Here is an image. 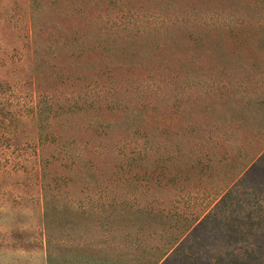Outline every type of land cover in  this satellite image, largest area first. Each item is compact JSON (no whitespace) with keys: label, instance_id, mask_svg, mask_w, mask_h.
<instances>
[{"label":"rangeland","instance_id":"1","mask_svg":"<svg viewBox=\"0 0 264 264\" xmlns=\"http://www.w3.org/2000/svg\"><path fill=\"white\" fill-rule=\"evenodd\" d=\"M122 1L123 7L138 5L135 0ZM182 1L189 10L219 8L241 15L228 19L240 27L234 32L211 28L201 42L185 43L180 52H161L152 60L157 81L149 83L152 64L135 57L117 58L99 73L95 66L83 64L84 59L71 69L51 54L39 63L31 58L33 47L47 50L53 42H62L67 33L84 27L85 18L58 12L64 8L61 2L45 3L44 16L31 23V0H0V97L10 107L26 111L37 94L45 95L58 113L65 100L77 97L67 121L54 115L50 131L79 158L81 172L89 167L92 171L87 182L69 176L70 161L51 145L31 142L28 119L15 123L17 138L0 142V264H46L40 185L47 196H54L57 207L86 212L74 217L75 229L51 231L60 240L54 249L61 255L51 264L154 261L166 245H157L160 234L153 230L150 236L147 230L139 234L135 222L141 219L132 215L146 210L165 216L206 215L158 264H264V157L251 169L257 178L253 186L247 173L235 176L248 160L264 153V51L252 40L259 31L249 29L253 23L264 25V4ZM58 54L62 55L52 56ZM184 63L192 77L204 79L201 86L183 85ZM168 79L173 82L168 84ZM99 91L109 106L95 111L89 121L86 113L94 111V101H101ZM247 97L252 100L248 104ZM115 99L117 107L110 111ZM130 103L140 113L138 121L119 114ZM246 105L251 108L250 126H242L240 115L234 114ZM201 138L198 152L192 144ZM144 139L160 143V160L149 168L140 166V158L133 162L131 155L132 144ZM180 139L202 155L197 164L190 163L191 156L179 166L164 162L167 148L183 142ZM40 158L44 166L39 182L35 170ZM223 191L225 196L214 204ZM173 220L153 229L160 231ZM137 235L139 242L134 241Z\"/></svg>","mask_w":264,"mask_h":264},{"label":"trees","instance_id":"2","mask_svg":"<svg viewBox=\"0 0 264 264\" xmlns=\"http://www.w3.org/2000/svg\"><path fill=\"white\" fill-rule=\"evenodd\" d=\"M135 1L138 2V5L127 8L123 7L122 0H31V8L29 11L31 23L39 22L44 16L43 11L47 8L45 3H50L51 6H57L58 2H61L64 8L58 9V12H60V10L65 12L72 11L76 12L77 15L78 13L81 14L83 17H80L85 18L81 23L84 24V27H82V29H74L69 34L67 33L62 42H53L52 45L48 46L47 50L42 49L38 51L33 47L30 51L31 58L36 59L39 63H44L46 59L43 60V57L46 58V55L51 54V58L57 59L61 63L60 65H67L64 66L67 67V69H71L75 61L84 59L86 63L83 60V64L95 66V72L99 73L103 71L105 65L113 63L117 58L123 60L129 58L132 60L135 57V60L143 61V63L147 62L148 65L152 64L148 69L149 73L147 76L149 80L152 81L149 83H154L157 81L156 71L153 69L156 66H154L155 63H152V60L158 58L161 52L162 55L164 53L172 54L176 53V51L180 52L181 46L185 45V43L188 44V42H190V44H196L201 42L204 40L203 37L206 31L211 28L214 32L218 30L223 31L225 29L228 32H234L236 28L240 27V24L231 22L228 19L238 18L241 15L234 13L230 14L219 8L204 12L202 10H189L183 7L185 1L182 0ZM260 1L264 4V0ZM67 3L70 5L69 7H66ZM87 3L91 5H86ZM141 3L149 6H142ZM87 6H92V9ZM113 11H115V13H113ZM249 29L251 32H253L254 29V32L259 31L257 34L254 33L256 37L252 38V40L259 42L258 46L264 51V25L253 23L249 25ZM182 38H186L187 42L181 41ZM57 53H61L62 55L58 54L56 57H53ZM182 66L185 68L184 73H182L184 74V78L182 77L183 85L201 86L204 79L192 77L193 75L188 71L187 63H184ZM166 82L169 84L173 82V80L168 79ZM138 84H140V81ZM101 94L102 91H99L96 95L101 101H94L96 104V108H93L94 111H92L91 114L86 113L89 115V121L93 118L95 111H106V108L109 106L104 103L105 98ZM249 98L247 97V104L252 101ZM76 101L77 97H69L67 101H64L66 106L60 107L58 113L56 107L54 109L52 108V101L50 98H47L45 95L40 96L37 94L35 102L30 105L29 110L19 111L14 107H10V104L0 97V142L2 140L13 141L16 139L19 133L16 129V125L20 124L18 122L22 118L23 120L28 119L33 129L31 142H35L37 145L43 147L47 145L53 146L54 148L50 146L51 149L53 148L58 151L63 160L70 161L69 164H71V166L68 168L67 174L71 177L80 176L84 179V182H87L92 174L91 168L89 167L87 170L81 172V169L78 167L79 158L75 159L73 155H70L65 143L58 138L56 139V135L50 131V121L54 120V115L58 116L59 114L62 120L67 121V115L70 114L69 111L71 107L77 105ZM117 103L118 100L116 99L112 103H109L113 105L110 111H114V108L117 107ZM132 105L133 103L126 105L124 109H121L122 111L119 114L122 116L126 115L130 120L138 121L140 113L136 108L130 107ZM65 107H67L66 110L64 109ZM250 111L251 108L246 105L239 109L238 114L234 113L240 115L237 118L242 126H250V123L247 122ZM148 141L149 140L144 139L139 143H133L131 146V155L134 157L133 162H138L136 158H140V166L147 168L157 164L160 160V143L158 141ZM182 141L183 142L177 141L172 147L167 148V156L164 162L169 164L175 163L176 166H179V163L182 164L184 160L187 161L189 156H191V164H197V161L201 160L202 155L196 154L195 150L193 151L190 147L193 145L197 147L198 151V149L202 147L201 143H203L204 140H202V138L196 140L192 145H188L185 140ZM263 157L264 153L257 158L248 160L238 169L235 176H240L241 178L247 173V176H249L248 183H250V186H253L257 178L254 176L252 177L253 172L251 169L254 168V166H256L255 164L259 162V159ZM36 162L38 165L35 170V178L40 182L43 176L41 171L44 163L41 158L37 159ZM40 189L42 190V226L46 245L45 262L46 264H51L53 260L61 257V255H59L60 257L57 255V249H54V245L60 242V240L58 241V238H55L51 234V231L64 228L70 230L75 229L76 223L74 222V217L82 216L86 212L76 211L67 206L61 208L57 207L55 205L54 196H47L42 185H40ZM224 194L225 191L218 193L214 199L216 200L214 204H216L220 198L222 199V196H225ZM144 212V214L141 213L136 215L132 213L133 216H137L141 219V222H135L138 226V233L141 234L143 231L145 232V230H147L145 235L150 236L153 235L150 233V230H153L160 234L157 239L160 244L157 245L166 246L164 247V251L156 256L154 261L151 262L146 260V262L140 264H158V262L163 259L164 255L173 250L174 246L177 245L187 233L191 232L198 225H201L206 219V215L204 214L189 218L185 215L172 216L166 214L167 216H165L160 213L155 214L151 210H146ZM172 219L175 220L172 221V224L166 226V228L162 225L160 231L156 228L153 229V227L164 223V221H171ZM134 241L139 242L138 235L134 238ZM216 264L226 263L217 262Z\"/></svg>","mask_w":264,"mask_h":264}]
</instances>
